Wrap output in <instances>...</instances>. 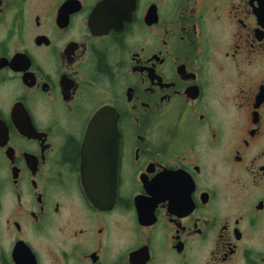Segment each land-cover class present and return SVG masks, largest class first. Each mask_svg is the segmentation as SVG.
<instances>
[{"label": "flooded vegetation", "instance_id": "obj_1", "mask_svg": "<svg viewBox=\"0 0 264 264\" xmlns=\"http://www.w3.org/2000/svg\"><path fill=\"white\" fill-rule=\"evenodd\" d=\"M0 264H264V0H0Z\"/></svg>", "mask_w": 264, "mask_h": 264}, {"label": "water", "instance_id": "obj_2", "mask_svg": "<svg viewBox=\"0 0 264 264\" xmlns=\"http://www.w3.org/2000/svg\"><path fill=\"white\" fill-rule=\"evenodd\" d=\"M101 128H108V134L112 138L107 141L104 148L96 147L95 149H90L86 147L93 140L94 135H100ZM116 126V122L106 115V112L100 110L89 127L88 135L85 141L83 155V166H82V181L83 185L90 195L91 199L95 203H100L101 194L98 189L103 186L108 193L112 194L114 197L115 185H116V173L118 167V141H114V136L116 133L113 131ZM98 145H101L100 140H96Z\"/></svg>", "mask_w": 264, "mask_h": 264}]
</instances>
